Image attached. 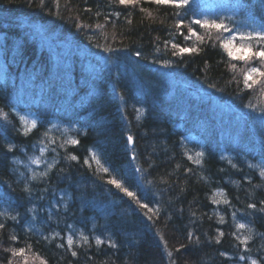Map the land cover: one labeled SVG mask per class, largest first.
<instances>
[{"label": "trees", "instance_id": "16d2710c", "mask_svg": "<svg viewBox=\"0 0 264 264\" xmlns=\"http://www.w3.org/2000/svg\"><path fill=\"white\" fill-rule=\"evenodd\" d=\"M174 12L150 0L138 7L117 0H0V108L9 113L0 119V212L7 213L0 216V264H25L5 251L22 247L27 264H251L248 258L264 264V113L258 110L264 85L242 91L244 62L227 56L215 30L203 44L185 39ZM186 14L247 29L264 18V0H191ZM172 43L200 51L173 55ZM25 111L38 120L28 136L19 119ZM42 138L55 141L44 153L54 167L28 180L26 192L31 172L24 165L40 155ZM69 139L80 143L59 146ZM8 143L16 145L11 152ZM92 151L159 212L108 184L109 173L94 161L85 164ZM32 166L42 172L46 165ZM36 211L44 218L35 228L28 220ZM234 232L250 237L247 250Z\"/></svg>", "mask_w": 264, "mask_h": 264}, {"label": "snow or ice", "instance_id": "6c2138e0", "mask_svg": "<svg viewBox=\"0 0 264 264\" xmlns=\"http://www.w3.org/2000/svg\"><path fill=\"white\" fill-rule=\"evenodd\" d=\"M43 2V0H42ZM58 2V0H57ZM117 2L120 5L124 6H133L138 7L141 5L142 0H117ZM151 3L158 5V6H169L173 9H175V12L173 13L176 17V29L181 30L182 33V26L183 28L187 29L188 36L185 37V39H191L192 37H195L196 40H198L200 43H205L206 38L212 39L213 36V30L216 32L215 40H218L220 42V46L224 49V51L227 53V56L230 57L233 60H239L243 61L245 64V69H242V75H243V85L244 88L242 91H248V90H255L257 87H260L264 85V18H262L260 21H253L252 27L249 30H241L238 31L234 27H229L227 23L223 19L216 18V19H210L207 17L203 18H191L189 19L186 14V10L191 5V0H150ZM142 11H148L147 9H142ZM118 16L119 13H116ZM150 15V13H149ZM107 20L108 17H105ZM188 20L187 23H185V20ZM130 22V21H129ZM193 25H198L200 28L205 30V35H200L197 33L196 29L193 27ZM96 28L102 29L104 25L97 24L95 25ZM224 33H227V36H224ZM239 41V43H237ZM215 43V41H214ZM168 42H165V46L167 47ZM172 49L178 50L173 51V55H183L185 53H197L200 51L197 47H181L179 44L172 43L171 44ZM141 52H136V56H141ZM231 68L235 69L236 65L231 64ZM235 79V77H234ZM214 87V85H213ZM247 107L256 109L257 106L254 104H248ZM260 112L264 113V106H260L258 109ZM12 111H15V109H12ZM9 113L5 112L3 108H0V119H3L5 121L8 120ZM20 121L23 123V135L28 136L34 129L38 126V120L37 119H31L29 120L27 117L20 116ZM17 131H20V129H17ZM48 133L44 132L43 137H47ZM127 141L131 144L134 143L133 137L131 135L127 136ZM40 147L39 152L40 155H33L29 157L30 165H41L45 164V169L42 172H38L35 169H32L30 166L28 168V171L31 172V176L27 177L24 182V191L30 192V188L28 186V180H37L42 179L44 177H47L49 172L54 167L55 161L53 163H47L44 158V153L48 151V148L51 143H55V141H50L49 144L44 143V139H40L38 141ZM80 141L78 139H69L66 141V143H62L59 146L65 147L66 144L71 145H78ZM8 152H11L13 148L16 147L13 143H8L6 145ZM55 151V149H52ZM197 157L203 156V153H196ZM71 160H78V157L74 154H69L67 157ZM131 159H136V154L133 152L131 154ZM189 159H192L191 156H189ZM91 161H94L98 166L102 168V171L104 173H109V178L107 179V183L114 186L119 191L123 192L126 196L132 198L141 208L146 209L147 212H153V209L149 207L148 203H142L141 200L136 196V193L134 191H130L128 187L125 186L124 183V177L121 176L120 179H117L115 176H112L110 174V169L108 167H104L101 164L100 159L98 158V155L95 151L91 152L90 159H85V164H87L89 167L92 166L90 163ZM19 162V161H18ZM195 163L199 164L200 160L197 159L194 161ZM235 167V165H233ZM250 167H259V165H250ZM23 175V173L21 174ZM260 175L264 176V167L260 168ZM214 203H219L220 201H213ZM224 203H228L227 200L223 201ZM262 204H264V201H261ZM249 208H256L255 204H249ZM159 212V209L156 208L155 212L153 214H156ZM147 215V213H145ZM7 215L5 212H0V216ZM18 216V214H17ZM17 216H12V220H16ZM233 218L235 219V213H233ZM148 219L151 220L152 216H148ZM5 224L0 223V230L4 229ZM246 227L243 223H236L237 229H244ZM219 235L222 236L223 233L219 232L217 230ZM60 234L59 233H52L51 238L56 239ZM193 233L188 234L189 240L193 238ZM233 236H236V239L239 241V243L243 244L245 246V249L247 250V244L250 237L244 236L243 238L240 235H237V233H232ZM10 239L12 241H16L18 238L16 235H11ZM45 239H48V237H45ZM80 239L84 243H88V237L85 236L83 233L80 234ZM96 244L100 245L104 243V241L101 240L100 237H96ZM74 237L72 234H68L66 236V244L69 249H72L74 244ZM217 242L219 243V238L217 239ZM109 245L112 247H115L116 245L111 240L108 241ZM59 247H63L64 245H58ZM28 249L31 248V245H26ZM181 247H184V245H181ZM5 251H10L13 257H21L24 259L25 264H27V257L25 254V248H10L5 249ZM176 251H179L177 249ZM168 256H172V252L169 251ZM72 255L76 256L77 253L75 251H72ZM222 255H227V253H222ZM245 256H241L240 259H245ZM251 264H262L261 261L257 259H251ZM8 264H12V260L9 259ZM41 264H47V261L42 260ZM174 264V262H173Z\"/></svg>", "mask_w": 264, "mask_h": 264}, {"label": "rangeland", "instance_id": "374dc122", "mask_svg": "<svg viewBox=\"0 0 264 264\" xmlns=\"http://www.w3.org/2000/svg\"><path fill=\"white\" fill-rule=\"evenodd\" d=\"M250 28H247V29H239L238 31H241V30H249ZM21 116H24V117H27L29 120H31V119H34V117L29 113V112H22L21 113ZM23 127H24V125H23ZM29 166L33 169V166L32 165H30L29 163H27V164H25L24 165V169H23V172L24 173H26V171H28V168H29ZM43 208V207H42ZM63 210V209H62ZM43 214L41 213V211H36L35 213H33L32 214V217H31V219H29L28 221H29V223L31 224V225H33L34 227H35V224L38 222V221H40V222H42L43 221ZM70 225V224H69ZM36 228V227H35ZM38 229H40V227H38ZM75 230H76V228H75Z\"/></svg>", "mask_w": 264, "mask_h": 264}]
</instances>
